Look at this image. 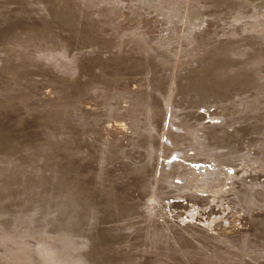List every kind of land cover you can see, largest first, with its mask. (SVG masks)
<instances>
[{
    "label": "rangeland",
    "instance_id": "rangeland-1",
    "mask_svg": "<svg viewBox=\"0 0 264 264\" xmlns=\"http://www.w3.org/2000/svg\"><path fill=\"white\" fill-rule=\"evenodd\" d=\"M113 1L0 0V264L121 262L122 248L118 244L109 243L104 236V228L109 224L103 216L98 214L90 219L92 222H86L78 211L77 202L72 201V147L73 143L79 146L81 139H85L84 142L89 140L92 147L101 145L104 149L119 152L121 160L125 154L124 160L127 161H123L130 167L138 165L139 147L128 132L119 129L114 117L115 107L129 93L135 92V96L146 93L141 77H144L148 66H156L158 59L167 64L163 73L172 77L173 88L177 87V93L180 94L178 100L181 99L184 104H194L193 108H189L193 112V117H189L192 124L201 120L200 129L212 130L214 112L221 113L219 117L225 121L223 128L227 129L228 134L221 145H216L224 146L220 149L212 146V142H207L215 148L213 152L222 155V152L231 150L236 156L247 152L253 158L246 155V160L250 158L249 161L256 162V166L262 161L260 163L264 166V0H115L117 6H114ZM93 4L101 10L99 13H92ZM251 5H254L255 11ZM110 19L112 23L107 22ZM108 24L112 29L116 26V33H108L109 29L112 31L109 26L106 27ZM140 35L155 48L153 53L141 49L137 43ZM93 38L95 41L91 42ZM86 40L88 42L85 44L83 41ZM101 42L107 44L108 50L101 47ZM75 49H82L80 53L85 57V63H82L76 74L79 80L76 76H70L68 69L62 72L59 62L55 60L59 55L70 60ZM102 75L112 76L110 81L108 77L104 78L106 85L104 82L103 96L94 98L87 91L91 87L89 82H103ZM78 81L81 84H77ZM167 81L163 79L164 83ZM138 82L143 87L136 91ZM178 86L183 87L179 89ZM164 92L152 94L155 95L152 100L154 105L168 102L167 92ZM252 93H256V96ZM258 95H261L260 98ZM83 98L90 99L88 102L92 105L98 103V109L91 108ZM106 115H109L108 118ZM104 131L105 135L102 134ZM112 132L118 136L110 137ZM109 141H114V146H107ZM254 142H258V147L257 144L252 147ZM123 161L113 163L117 162V167L124 168ZM199 164L211 169L214 163ZM261 169L264 168H257V172H248L246 176L237 175L227 183L230 185L234 180L236 190V186L240 187L243 180L249 181L252 177L257 176L264 182V170ZM178 180L174 179L175 182ZM229 185L224 186L228 193L233 187ZM97 189H91L92 196L88 199L87 205L93 208L101 205L97 204L95 193L100 194ZM233 191L199 207L193 219L187 217L192 214L193 207L177 209L175 213L178 212L180 216L173 220L184 224L182 220L186 219L187 223L209 228L211 233H218L221 227H227L229 233L233 230H250L246 215L248 210L231 201L235 199L233 193L237 190ZM198 195L208 196L207 192H198ZM211 222L214 223L212 227L208 225Z\"/></svg>",
    "mask_w": 264,
    "mask_h": 264
},
{
    "label": "bare ground",
    "instance_id": "bare-ground-1",
    "mask_svg": "<svg viewBox=\"0 0 264 264\" xmlns=\"http://www.w3.org/2000/svg\"><path fill=\"white\" fill-rule=\"evenodd\" d=\"M113 3H114V6H117L115 0L113 1ZM93 5H91L92 13L94 12L99 13V11L101 10L97 8V5L96 6L95 5L93 6ZM113 7L112 9L114 10ZM252 7H254V5ZM253 9L255 11V7ZM109 10H110V7H109ZM107 13H104V14L106 15ZM110 21L111 19L107 22H110ZM110 23H112V21ZM108 26L110 27V24L106 25V27ZM115 27L116 26H114L113 29L110 27L112 31H110L109 29L108 33L109 32H113L112 34L116 33ZM104 28H105V25H104ZM117 30H119V26ZM106 32L104 34H106L107 36ZM117 32L118 34L121 33V32L119 33V31ZM85 34H88V33H85ZM118 34H116L115 36L117 37ZM134 34L136 35V33ZM94 37H96V39H99V37L97 38V36H94ZM103 38H106V37H103ZM137 38H138L137 43L140 45L141 49L143 48V51L145 50L144 52L146 53L152 52L155 49L152 47L151 44H149L146 41V39L142 35H140ZM87 40L83 42L84 43L88 42L89 40L88 41ZM93 41H95V39L92 40L91 42ZM91 42L89 41V43ZM103 42H101L102 44L101 47H103L104 50H106L107 44ZM130 42H131V39H130ZM94 44L96 45L97 42L96 43L94 42ZM110 47L112 48V44ZM113 48H114V45H113ZM200 49H202V47ZM80 52H82V49H75L73 57L70 60L67 59L64 55H59L55 57L56 58L55 60L59 62L62 72H64L65 69H68L70 76H72L73 78L76 76V74H78V71L81 68L82 63L85 61L84 55L81 54ZM93 52L95 51L93 50ZM102 52L104 53L103 50ZM94 57L96 58V56ZM97 57H100V56H97ZM257 57H258V54H257ZM260 58L261 56L259 57V59ZM91 59H92V56H91ZM96 63H97V60H96ZM92 67H94V65ZM148 67L149 68H146L144 72V77H141L143 78L144 89H145L144 92L146 93L145 94L143 93L144 95H140V96L138 94L135 96L134 95L135 92L131 94L129 93V95H126V96H123L122 95L123 93H120L123 97L116 103L115 109L117 113L116 111L114 113L115 115L114 117L117 120L116 124L119 126V129L122 128V130L124 129L126 132H128V134L132 138H134L133 141L137 144V147H139L137 150V156H138L137 160L140 159V161H137L138 165L136 164L137 166L133 165V167H130L127 164V162L126 163L124 162V161H127V160H124L125 154L123 157V160H124L123 161L121 160L122 159L120 157L121 155L119 156L118 154L119 152L116 153L115 151H113V149H110V148L104 149L103 147H101V145L98 147H92L90 142H88L89 140H86V142H84L85 139L84 140L81 139V143L84 142V146H82L81 143L79 146L74 145L73 143V147H72V155H73L72 201L77 202L76 206L79 207L78 211H80L81 217L83 218V220L88 222L91 218L92 219L94 218L93 216H96L98 214L103 216L105 222L109 224L108 226H106V228H104V230L106 231L103 230L106 233V235H104L107 237L106 240L109 241V243L118 244V246L122 248L123 254L120 257L121 262L119 264H264V182L260 181L259 180L260 178H257V176L256 178L252 177L251 180L249 181L243 180L240 183V187L236 186L237 191L235 190L233 186L235 184L234 180H232V182L230 181L231 182L230 185L233 186L232 188H234V190L236 191V193H233L235 191H233L232 188L229 189L230 194H231V191H233L232 193L235 194L234 195L235 199H232L231 201H234V203L239 205V207H242V208L246 207V210H248L247 211L248 213L246 215H248L247 220L249 222L250 230L247 229V231H243V232H238V231L233 230L229 233L227 230V227H221L220 229H218V233H211L209 232V228H204L205 226L201 227V226L191 224L192 222L187 223L186 219L182 220L184 224H181L180 222L177 223L176 220H173L174 217L180 216L178 212L175 213V210L182 209V208L186 209L185 208L186 206L188 207L187 209H189L190 207H193V210L191 211L192 214L187 216L188 218L193 219L195 215L194 212L199 211L198 210L199 207L201 208L202 205L209 204L211 201H215V200L217 201V199H220L223 194L228 193V191L224 190L225 189L224 186L229 185L227 183L229 179H234L236 178L237 175L246 176V173L251 172V171L254 173L256 170L257 172V168H264V166L262 165V163H260L262 161H259L258 166H256L255 164L256 162L252 163L251 161H249L250 158H253V157L248 156L249 153L247 152L245 154L240 153L241 154L240 156L239 155L236 156V154L231 153L230 152L231 150H230L229 152H225V153L222 152V155L221 154L216 155L215 152H213V148L216 145H221L222 144L221 142L225 140L224 137L227 136L228 134L227 129L223 128V123L225 121L223 119H220L219 117L221 113L216 111L217 113L214 112L215 116L212 115L213 117H212L211 123H213L212 125L214 126V128L212 127V130H209V131L202 130L204 129L203 127L202 129H200L199 125H202L200 119H199L200 120L199 122H193L192 124V121L190 118L193 117L191 116L193 112L189 110V108L191 107L193 108L194 104L193 105L191 104L189 105L187 103L184 104V102H182L181 99H180L181 101L178 100V96H180V94H178L179 92L177 93V90H176L177 87L173 88L174 84H173V80H171L172 77L166 73H163L165 69H167L166 62L158 59V62L155 67L154 66H148ZM177 67L179 66L177 65ZM179 69H176V70H179ZM81 71L82 70H80V72ZM104 73H106V71ZM110 73L111 72H109V74ZM63 74H61L60 76H63ZM182 74L184 73L182 72ZM105 75H102L104 76L103 79L106 77ZM176 75L178 74H175V76ZM258 75L260 74L258 73ZM110 76L112 75H109V77L107 76L109 81H110ZM255 76L257 75H254V77ZM80 77H82V75ZM76 78H78V76H76ZM249 78L251 79V77ZM86 79L88 81V78ZM163 79H167L168 81L164 83ZM80 81L76 83L81 84ZM104 82L106 85L105 79L103 82L91 80L89 82L91 87L88 88L87 91L92 94V97L99 99L101 96H103L102 93H104L103 92L104 86H105ZM138 85H139L138 86L139 88L137 87L136 91L140 90L143 87V85H141L140 83ZM161 85H162V90H160ZM182 87L178 86L179 89ZM202 89L204 88L202 87ZM259 89L261 90V88ZM164 90H166L167 92L168 102L166 103L158 102L157 105H154L152 100L153 98H155V95H152V94L155 93V91L164 92ZM255 91H257V89ZM166 92H164V94ZM106 94H109V93H106ZM81 95L79 94V96ZM253 95L256 96V93H254ZM260 96L258 95L259 98ZM87 99L85 100L83 98V100L88 102L90 99L89 100ZM176 102H179V103L176 104ZM96 104L98 103H94V105H92L91 102H88V105L92 106L91 108H97L98 106ZM91 110L94 111L95 109H91ZM107 114H110V112ZM211 114H213V112ZM200 115H202V113H200ZM193 120L195 121V119ZM112 133H110V137H113L114 135L117 134L114 132ZM102 134L105 135V131ZM106 138L108 139V137ZM115 138H118V137H115ZM113 142L114 141H109V144L108 145L106 144V145L114 146ZM207 142L208 143L212 142L213 143L212 146L214 147L209 146L210 144H208ZM106 143H108V141ZM256 144L258 147V142L252 143L253 145L252 147H254ZM216 147L220 149L221 147H224V146H221V147L216 146ZM189 151H192V153ZM135 152L136 151L134 150L133 153L135 154ZM133 153H132V158H133ZM246 155L247 157H250L249 160H246V158H244L246 157ZM176 158H178L179 160L177 159L178 160L177 161ZM115 161H118L119 163H122L123 161L124 168H121L120 166L117 167L116 165L117 162L116 164L113 163ZM201 162L206 163V164L214 163V164H211L213 167L211 168L212 170L208 166H205V167L201 166L199 164ZM130 164L132 163L130 162ZM134 167L135 168L140 167V168L135 169ZM239 167H242V168L240 169ZM203 168H206V169L203 171ZM261 170H264V169H261ZM232 171H234V174H232ZM176 178L179 179L178 182L174 181V179ZM230 185L229 187H231ZM95 187H97L100 192L99 195L95 193L96 196L98 197L97 204H101L98 208H95V207L93 208L87 205L89 197L92 196L90 191L93 188L95 189ZM136 192H138V194ZM198 192H207L208 196L207 197L200 196L198 195ZM226 196H229V195L226 194ZM250 197H253L251 198L253 201L252 205H251L252 201L251 199H249ZM181 199L183 200L181 201ZM89 202H94V201H89ZM189 204L191 205L189 206ZM194 207H197V208H194ZM173 212L175 213V215H173L174 214ZM78 222H79V219H78ZM213 224L214 223L212 222L208 223L210 227H212ZM104 232L102 233L105 234Z\"/></svg>",
    "mask_w": 264,
    "mask_h": 264
}]
</instances>
